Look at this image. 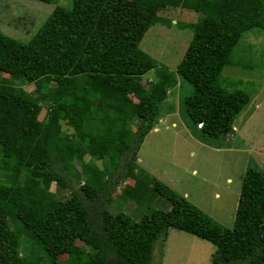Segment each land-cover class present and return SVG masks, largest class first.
<instances>
[{
  "label": "trees",
  "instance_id": "1",
  "mask_svg": "<svg viewBox=\"0 0 264 264\" xmlns=\"http://www.w3.org/2000/svg\"><path fill=\"white\" fill-rule=\"evenodd\" d=\"M135 2L154 11L180 7L196 13L193 22L175 23L191 30L176 72L121 34L103 29L97 22L101 9L92 0L54 5L24 41L0 32V74L12 84L40 83L33 98L0 80V264H40L42 259L58 264L61 254L67 264H149L154 244L165 240L169 227L210 242V264H264L263 170L250 165L241 175L239 195L256 203L248 240L136 164L177 75L191 86L189 99L182 101L186 114L217 132L231 129L249 96L224 86L220 71L242 34L264 30V0ZM157 21L170 24L156 13L150 22ZM148 71V89L135 87L133 78ZM42 107L45 113L38 119ZM61 122L71 132L63 133ZM85 155L104 160L101 170L91 173L93 161L83 162ZM70 158L80 162L79 170ZM126 177L133 180L130 198L141 210L136 219L106 207ZM51 182L68 190L52 207ZM158 195L168 209L150 206ZM76 239L83 245L73 251ZM21 241L27 242L25 254L19 252Z\"/></svg>",
  "mask_w": 264,
  "mask_h": 264
},
{
  "label": "rangeland",
  "instance_id": "2",
  "mask_svg": "<svg viewBox=\"0 0 264 264\" xmlns=\"http://www.w3.org/2000/svg\"><path fill=\"white\" fill-rule=\"evenodd\" d=\"M92 2L101 9L97 22L103 29L121 34L127 42L135 44L159 64L176 72L191 30L179 28L175 23L195 21V12L180 7H166L158 11L143 9L135 0ZM69 4L70 0H0V32L8 38L24 41L54 5L68 7ZM156 13L168 18L170 24L150 22V17ZM219 77L224 86L238 87L249 96L247 103L233 118L231 129L217 132L197 117H193L196 119L193 122L182 103L190 96L191 86L177 75L173 92L167 94L161 110L156 114V123L143 138L136 164L184 196L218 224L249 240L248 218L253 215L256 203L239 195V187L246 166L254 165L264 171V30L242 34L228 56V62L222 66ZM0 80L6 83L8 89L17 86L22 94H30L33 98L39 92V82L20 84L15 81L12 84L7 82V75L3 73ZM151 81V71L133 78L135 87L142 90H147ZM128 94L136 100L132 91ZM96 103L99 104V101ZM44 113L45 107H42L38 119ZM190 114L194 115V111ZM61 130L63 133L71 132L64 122H61ZM69 160L76 169H80L79 161ZM83 160L93 161L91 173L94 169L101 170L104 161L90 159L88 155ZM2 172L12 174L9 170ZM132 187L133 180L126 177L113 190L111 200L106 204L111 213L120 209L133 219L139 216L141 210L130 198ZM48 191L53 193V199L49 201L51 207L57 199L68 195L66 188L54 182L50 183ZM150 206L166 210L169 203L158 195L153 197ZM82 245L76 239L70 249L76 251ZM27 249V242L21 241L20 254H25ZM213 250L214 246L207 240L169 227L165 240L154 244L149 264H210ZM40 264L49 262L42 259ZM58 264H67L66 254L58 257Z\"/></svg>",
  "mask_w": 264,
  "mask_h": 264
}]
</instances>
